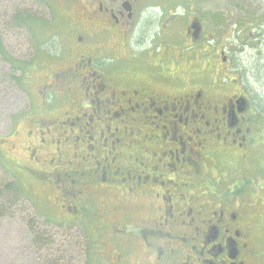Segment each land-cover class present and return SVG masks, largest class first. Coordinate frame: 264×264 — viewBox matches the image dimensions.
Returning a JSON list of instances; mask_svg holds the SVG:
<instances>
[{
    "label": "flooded vegetation",
    "instance_id": "flooded-vegetation-1",
    "mask_svg": "<svg viewBox=\"0 0 264 264\" xmlns=\"http://www.w3.org/2000/svg\"><path fill=\"white\" fill-rule=\"evenodd\" d=\"M198 1L78 0L72 48L40 62L21 169L54 191L59 226L91 244L86 223L101 229L103 264H264V114L237 79L204 87L196 59L223 51ZM16 150L0 146L15 167Z\"/></svg>",
    "mask_w": 264,
    "mask_h": 264
},
{
    "label": "rangeland",
    "instance_id": "rangeland-1",
    "mask_svg": "<svg viewBox=\"0 0 264 264\" xmlns=\"http://www.w3.org/2000/svg\"><path fill=\"white\" fill-rule=\"evenodd\" d=\"M77 2L0 0V41L6 53L15 60L12 65L0 54V146L7 148L15 144L17 150L13 155L18 162L15 167L0 153V264H47L59 258L65 260L62 264H103L102 261L108 259L105 257L108 250L101 248L105 235L98 227L94 228V223L91 227L86 223L94 244L89 241L90 235L84 234L85 229L77 226L78 222L72 225L73 232L64 226L51 225L58 213L52 202L54 191L43 190L39 180L21 169L29 165L25 149L34 142L35 131L40 128L31 121H24L25 114H22L28 111L34 117L40 116V109L35 108L42 77L38 76L36 65L46 57L45 52L58 54L72 48V37L66 39L65 33L70 24L78 21ZM196 6L201 11L207 35H216L212 44L222 48L227 57L223 62L219 54L214 60L219 67L218 74L213 60L205 63L203 59H196L197 64H203L202 69L207 70L202 80L204 87L212 90L217 81L227 87L223 82L237 79L231 82L230 90L250 91L256 111L264 114V0H199ZM213 14L221 19L219 33L212 27ZM27 15L34 18H26ZM21 18H26L24 25ZM233 53L237 55L234 57ZM17 61L22 62L23 70L15 68L19 67ZM68 61L76 59L70 57ZM256 161L260 165V153ZM251 181L259 184L260 177L251 178ZM257 184L254 183L258 188ZM261 221L264 222V217ZM32 228L36 229L38 242L34 241ZM46 232L45 239H40ZM47 238L49 245H42ZM262 240L264 242V235ZM134 261L135 258L131 260L133 264Z\"/></svg>",
    "mask_w": 264,
    "mask_h": 264
},
{
    "label": "trees",
    "instance_id": "trees-1",
    "mask_svg": "<svg viewBox=\"0 0 264 264\" xmlns=\"http://www.w3.org/2000/svg\"><path fill=\"white\" fill-rule=\"evenodd\" d=\"M29 17H33V16H29V15H27L26 16V18H29ZM26 18H21V20L20 21H22V23H23V25H24V22H25V20H26ZM34 18V17H33ZM26 27H28L27 25H25ZM0 54L4 57V60H6L7 62H9V63H11L12 65L13 64H15V60L14 59H12L7 53H6V51L4 50V48H3V45H2V43H1V41H0ZM42 61V60H41ZM17 63L19 64V67L18 66H15V68H19L20 70H23L22 68H23V64H22V62H18L17 61ZM36 65V64H35ZM20 66H22L21 68H20ZM40 66V65H39ZM37 67V66H36ZM17 81H19L20 79L16 76H13ZM14 79V80H15ZM36 229H34V228H32V233H33V237H34V241H37L38 242V239L36 238V231H35ZM39 234H40V232H38ZM46 234V235H45ZM43 233L42 234V236L40 237V239H42V240H44L45 239V237L47 236V232L46 233ZM49 239L47 238L46 240H45V242H43L42 243V245H49ZM38 244H40V243H38ZM62 262H65V260H63V258H59V259H57V260H54V261H51V262H48L47 264H49V263H52V264H62Z\"/></svg>",
    "mask_w": 264,
    "mask_h": 264
}]
</instances>
